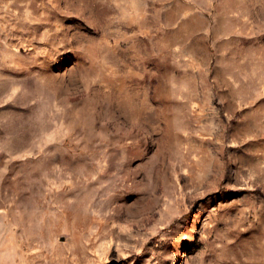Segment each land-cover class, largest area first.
<instances>
[{"label":"rangeland","instance_id":"374dc122","mask_svg":"<svg viewBox=\"0 0 264 264\" xmlns=\"http://www.w3.org/2000/svg\"><path fill=\"white\" fill-rule=\"evenodd\" d=\"M0 264H264V0H0Z\"/></svg>","mask_w":264,"mask_h":264}]
</instances>
